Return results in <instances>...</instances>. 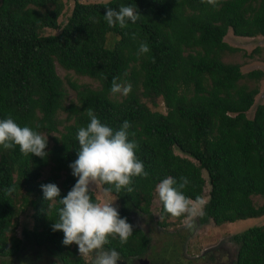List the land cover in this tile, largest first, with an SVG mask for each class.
Here are the masks:
<instances>
[{
    "label": "trees",
    "instance_id": "trees-1",
    "mask_svg": "<svg viewBox=\"0 0 264 264\" xmlns=\"http://www.w3.org/2000/svg\"><path fill=\"white\" fill-rule=\"evenodd\" d=\"M130 4H135L140 19L128 21L124 28L110 27L105 8ZM62 7L60 0H0V120L11 115L21 127L29 126L50 140L44 159L22 154L18 146H0V258L17 259L23 239L45 248L62 264H84L77 245L65 246L63 232L52 230L62 206L53 203L48 217L50 202L41 185L56 184L58 199L75 185L69 165L77 159V131L90 123L84 114L89 107L115 130L129 122V140L136 142L135 154L148 172L146 178H132L131 192L124 188L111 193L128 223L133 216L152 220L155 187L168 176L178 183L187 177L183 192L193 200L202 196L207 184V200L195 218L198 227L264 216V202L255 206L251 201L264 198V106H257L247 119L257 91L240 82L257 80L261 73L243 75L237 65L219 60L223 51H235L223 42L228 31L238 38H264V0L74 1L59 26ZM44 29L58 32L42 35ZM142 42L150 51L138 56ZM55 64L97 82L99 89L69 83L75 101L65 104L67 93ZM115 76L132 85L118 101L110 93ZM140 98L153 107L160 98L165 113L150 111ZM46 168L49 174L42 179ZM9 187L15 188L11 194L6 193ZM158 203V226H164L171 216ZM25 209H31L33 222L22 230L20 240L15 229ZM229 242L235 247L231 264H264L263 226L242 230ZM147 245L146 236L133 229L126 244L109 237L105 248L127 257L142 255Z\"/></svg>",
    "mask_w": 264,
    "mask_h": 264
},
{
    "label": "clouds",
    "instance_id": "clouds-1",
    "mask_svg": "<svg viewBox=\"0 0 264 264\" xmlns=\"http://www.w3.org/2000/svg\"><path fill=\"white\" fill-rule=\"evenodd\" d=\"M208 2L215 4V0ZM105 9L104 18L110 27L118 24L124 28L128 21L135 24L141 17L135 4L121 5L118 10L111 7ZM132 39H136L135 33ZM149 51V45L142 42L137 54L139 56ZM131 91L130 83L120 82L119 76L112 78L110 93L113 96H127ZM84 114L90 123L78 129L77 159L69 165L76 183L62 199H58L61 192L56 184L41 185L45 201L50 202L46 215H51L52 205L58 201L62 207L58 210V220L51 227L54 232H63L62 243L65 246L77 245L80 256L94 254L93 264H117L121 260L120 254L115 249L105 250V245L109 243V237H118L121 245L126 244L133 235V226L126 217L121 218L118 209L113 206L114 202H109L108 198L113 191L120 192L124 188L131 192L129 185L132 178H146L148 172L135 154L136 142L129 140L131 125L128 121L115 130L102 123L92 108H87ZM47 143L46 136L29 126L21 127L11 115L0 120V146L6 150L18 146L22 154L44 159L48 155L45 151ZM188 184L187 177H180L178 183L168 176L156 185L155 192L164 211L173 218L185 217V226L189 231H194L198 227L195 218L202 214L204 200L201 197L193 200L186 196L183 189ZM93 185L95 188L108 186L102 190L103 202L93 200V190L90 189ZM14 191V187L6 189L7 194Z\"/></svg>",
    "mask_w": 264,
    "mask_h": 264
},
{
    "label": "rangeland",
    "instance_id": "rangeland-1",
    "mask_svg": "<svg viewBox=\"0 0 264 264\" xmlns=\"http://www.w3.org/2000/svg\"><path fill=\"white\" fill-rule=\"evenodd\" d=\"M63 7L61 14L57 18V23L59 26L63 25L66 18L69 16L72 9L74 1L80 3H102L108 0H60ZM57 30L44 29L42 35L56 34ZM223 42L234 49V52L223 51L219 54V60L223 64L228 65H237L240 72L245 75L247 73L258 71L261 73L260 77L257 80L243 79L240 82H244L249 89L255 88L257 94L253 97V104L249 110L245 113L247 119L253 117V113L257 106H264V38L256 36L254 38H238L234 37L230 31L226 33L223 38ZM55 73L62 82V86L67 93V104L69 101L74 102V91L69 87V83H74L79 89L89 88L92 90H98V83L86 78L74 75L70 71H65L55 64ZM140 91H137L139 93ZM115 100H121L126 96L117 94L116 96H111ZM140 102L143 103L150 111H157L161 114L165 113V108L161 102L160 98L154 100L155 106L153 107L149 100L140 98ZM64 118L63 114H59V119ZM62 126H59L57 129L61 131ZM44 135V134H43ZM55 135V134H52ZM47 137L48 143H50L49 137ZM175 154L179 155L177 151H174ZM49 174V168H46L42 171V179L47 177ZM202 177L206 181V176L202 173ZM63 178V176H62ZM61 178V179H62ZM90 189L93 190L92 193L96 200L103 202L105 199L103 197V191L100 187L90 186ZM208 186L204 185L201 198L204 200V203L207 200ZM109 202H114L113 206L118 208V204L115 201L114 197L111 195ZM158 195L154 191L153 200L150 206V216L152 222L144 225L139 219L135 217L131 218L130 224L133 226V229L140 230L143 234L148 235V247L154 253H159L168 261L166 264H231L234 260L235 247L229 242V239L232 235H235L242 230L250 228L252 226H263L264 227V216L253 219H246L236 221L230 224H222L219 226L213 225L211 222H208L206 225L198 227L196 230L191 232L190 236H186V233L183 228L185 226V217L178 220L172 217H168L164 220V226H158V223L161 222L160 217L158 216ZM253 205L260 206L264 202L262 197H251ZM19 203H16L18 205ZM31 209H25L24 212L20 213L17 218V227L15 229V235L20 240L22 239V230L24 228L30 229L32 226L31 219ZM182 237V239H176L177 237ZM22 241V251L17 259L14 257L9 258H0V264H50L54 261V257L51 256L45 248H36L34 245H30L28 242ZM180 241V242H179ZM173 244L174 248L171 251L174 252L173 258L170 256L169 249L167 248L169 244ZM21 245V246H22ZM78 249V246H76ZM168 249V250H167ZM210 251L212 252L216 259L215 262H208L207 259L204 260L202 255ZM162 252V253H161ZM210 254V255H211ZM84 264H88L93 254L89 256H80Z\"/></svg>",
    "mask_w": 264,
    "mask_h": 264
},
{
    "label": "flooded vegetation",
    "instance_id": "flooded-vegetation-1",
    "mask_svg": "<svg viewBox=\"0 0 264 264\" xmlns=\"http://www.w3.org/2000/svg\"><path fill=\"white\" fill-rule=\"evenodd\" d=\"M133 217H135L136 219H139L144 225H148L147 223L152 222V220L149 221L144 216H140V217L139 216H133ZM130 222H131V219H130ZM183 228H184V230H186L185 231V233H186L185 237L190 236L191 232H193V231H189L187 229V227L185 228L183 226ZM143 235L146 236L147 239H149L147 234L144 233ZM176 237H177L176 239H182V237H178V236H176ZM167 248L169 249L170 256L173 258L174 257L173 256L174 252L171 253V251L174 248L173 244L170 243ZM105 250H108V249L105 248ZM211 253L212 252H210V251L205 252L202 255V258L204 257L203 259L204 260L207 259L208 262H215L216 263V261H215L216 257L213 254H211ZM163 256L161 254H159V253H154L153 251H151L149 249L148 245H147L145 252L142 255H140V256H127V257H125L122 254H120L121 260L118 261L117 264H166L168 261ZM53 260L54 261H52L50 264H62L61 261L58 258H56L55 256H54ZM93 260H94V257L91 258V260H90V262L88 264H93Z\"/></svg>",
    "mask_w": 264,
    "mask_h": 264
}]
</instances>
